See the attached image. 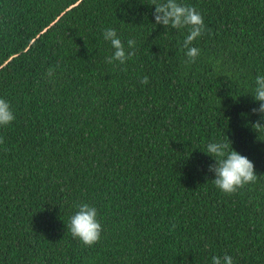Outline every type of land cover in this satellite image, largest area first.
Listing matches in <instances>:
<instances>
[{"label":"trees","instance_id":"16d2710c","mask_svg":"<svg viewBox=\"0 0 264 264\" xmlns=\"http://www.w3.org/2000/svg\"><path fill=\"white\" fill-rule=\"evenodd\" d=\"M147 2L0 0V98L15 115L0 126V264H264V128L251 111L264 0H178L204 18L193 63L187 29L154 25ZM107 28L136 41L124 65L106 62ZM227 139L257 174L231 195L204 152ZM80 203L102 226L92 246L67 228Z\"/></svg>","mask_w":264,"mask_h":264},{"label":"clouds","instance_id":"9594fccd","mask_svg":"<svg viewBox=\"0 0 264 264\" xmlns=\"http://www.w3.org/2000/svg\"><path fill=\"white\" fill-rule=\"evenodd\" d=\"M147 4L154 5L153 17L154 25H163L174 29H187V35L184 38L181 47L185 50L188 58L185 63L195 62L200 50L193 46L194 40L202 36L205 32L204 18L194 6L179 3L178 0H148ZM104 40L110 42L113 52L106 57V62L111 64L118 62L120 65L135 55L136 41L127 40V49L125 43L117 35L114 28L103 30ZM124 70V69H122ZM55 69L50 67L46 70L48 77H53ZM148 76H143L141 84H148ZM255 101H259V107L253 108V113H258L260 119L252 124L256 130L264 128V75L255 77V84L251 93ZM15 119L14 112L10 103L0 98V126H6ZM3 139L0 138V144ZM206 154L214 158L215 163L209 165V171L214 173V185L225 194H233L245 185L255 183L257 174L254 170L253 162L245 155H241L231 146L229 139L222 141L209 142L206 145ZM77 211L69 217L67 228L73 238L78 239L86 246H92L100 239L102 226L97 219V209L88 203L76 205ZM174 227V225H173ZM212 264H234L233 257L227 253L223 256L213 255Z\"/></svg>","mask_w":264,"mask_h":264}]
</instances>
